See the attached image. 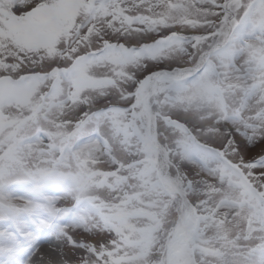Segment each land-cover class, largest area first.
Returning <instances> with one entry per match:
<instances>
[{"label":"snow or ice","instance_id":"snow-or-ice-1","mask_svg":"<svg viewBox=\"0 0 264 264\" xmlns=\"http://www.w3.org/2000/svg\"><path fill=\"white\" fill-rule=\"evenodd\" d=\"M0 264H264V0H0Z\"/></svg>","mask_w":264,"mask_h":264}]
</instances>
